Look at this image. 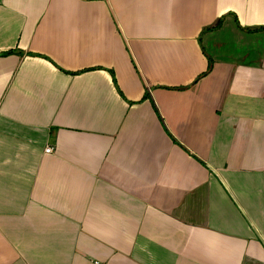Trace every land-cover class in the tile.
Listing matches in <instances>:
<instances>
[{"label":"crops","instance_id":"1","mask_svg":"<svg viewBox=\"0 0 264 264\" xmlns=\"http://www.w3.org/2000/svg\"><path fill=\"white\" fill-rule=\"evenodd\" d=\"M260 26L264 0H0V264H264Z\"/></svg>","mask_w":264,"mask_h":264},{"label":"trees","instance_id":"2","mask_svg":"<svg viewBox=\"0 0 264 264\" xmlns=\"http://www.w3.org/2000/svg\"><path fill=\"white\" fill-rule=\"evenodd\" d=\"M221 21H222V19H219L213 26H210V27H207V28H205V29H203L202 31H204V30H211V29H216V28H218L220 25H221ZM255 29H262V30H264V26H260V27H258V28H248L247 29V31H251V30H255ZM10 52H12L11 50H8V51H6V52H3V54H6V53H10ZM211 63H212V61H211V59L209 58L208 59V65H207V68H206V70H205V72H203L202 74H201V76L202 75H204V74H206L209 70H210V68H211Z\"/></svg>","mask_w":264,"mask_h":264},{"label":"built area","instance_id":"3","mask_svg":"<svg viewBox=\"0 0 264 264\" xmlns=\"http://www.w3.org/2000/svg\"><path fill=\"white\" fill-rule=\"evenodd\" d=\"M45 152H50L52 150V146L50 145H47L45 148H44Z\"/></svg>","mask_w":264,"mask_h":264}]
</instances>
